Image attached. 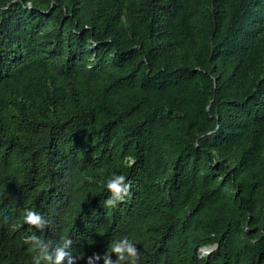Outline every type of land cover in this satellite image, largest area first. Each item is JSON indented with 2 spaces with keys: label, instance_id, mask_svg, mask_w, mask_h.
Segmentation results:
<instances>
[{
  "label": "trees",
  "instance_id": "1",
  "mask_svg": "<svg viewBox=\"0 0 264 264\" xmlns=\"http://www.w3.org/2000/svg\"><path fill=\"white\" fill-rule=\"evenodd\" d=\"M62 237L73 264L123 238L136 264H264V0H0V264Z\"/></svg>",
  "mask_w": 264,
  "mask_h": 264
},
{
  "label": "clouds",
  "instance_id": "2",
  "mask_svg": "<svg viewBox=\"0 0 264 264\" xmlns=\"http://www.w3.org/2000/svg\"><path fill=\"white\" fill-rule=\"evenodd\" d=\"M106 188L111 197L105 202L106 206H114L116 201H123L124 197L129 195L131 188V182L128 181L125 175H113L110 177L106 183ZM24 223L29 226H34L39 228L43 224L42 216L39 212L26 210L23 217ZM72 246V241L69 238L62 237V243L57 246L55 255L46 254L41 259H47L48 261L54 262V264H63L66 258L69 259V264H73L75 258L71 253L65 251L66 248ZM116 253L120 260H126L131 258L132 264H136L135 258L137 256V251L133 243H131L127 238L116 240V242L111 244L110 254ZM110 254L104 256L105 264H113L110 259ZM36 260V264H39V259ZM100 258L95 257L89 259V264L91 262L98 261Z\"/></svg>",
  "mask_w": 264,
  "mask_h": 264
},
{
  "label": "water",
  "instance_id": "3",
  "mask_svg": "<svg viewBox=\"0 0 264 264\" xmlns=\"http://www.w3.org/2000/svg\"><path fill=\"white\" fill-rule=\"evenodd\" d=\"M214 249H215V247H212V248H209V249H204V250H202V254H203V252H204L203 255L210 254L211 252L214 251Z\"/></svg>",
  "mask_w": 264,
  "mask_h": 264
},
{
  "label": "rangeland",
  "instance_id": "4",
  "mask_svg": "<svg viewBox=\"0 0 264 264\" xmlns=\"http://www.w3.org/2000/svg\"><path fill=\"white\" fill-rule=\"evenodd\" d=\"M203 254H204V252H203Z\"/></svg>",
  "mask_w": 264,
  "mask_h": 264
}]
</instances>
